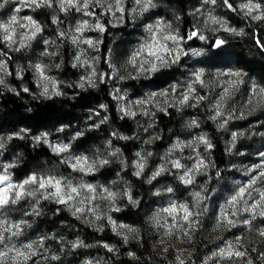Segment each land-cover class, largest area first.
Instances as JSON below:
<instances>
[{"label":"rangeland","instance_id":"rangeland-1","mask_svg":"<svg viewBox=\"0 0 264 264\" xmlns=\"http://www.w3.org/2000/svg\"><path fill=\"white\" fill-rule=\"evenodd\" d=\"M194 1L190 6L191 15L203 31H209L216 37L221 34L236 36L232 31L234 27L220 14L213 0ZM63 2L66 6L60 9L57 0H8L7 3L0 0V4L4 5L0 8V63L7 65V75L0 71V76L4 77L9 87L16 89L13 93L0 85V95L17 94L19 88H27L24 82L26 70H29L30 79L40 93L43 85L48 84L49 92L52 93L49 98L62 96L65 89L74 90L63 84L60 76L58 59L63 50L68 48L69 66L78 78V89L87 87L96 90L98 86L106 85L120 120L134 123L136 145L134 151L129 153L131 160L120 151L117 156L108 157L112 163L98 165L88 172L89 163L101 156H108L116 148L104 143L100 149H77L74 142L81 134L74 128L64 126H50L33 134L24 128H12L14 125L0 129V137L5 139L17 134H30L32 140L47 146L51 151L53 147L63 149L52 152L67 160L73 171L63 175L52 167H44L39 172L41 182L53 177L61 180V191L57 194L60 202H56L55 199L46 200L43 196L35 199L26 197L19 185L25 179L31 180L33 173L17 179L11 172L12 168L7 169L11 176H4L5 179L0 182V196L6 198V202L0 205V220H10L13 224L21 221L25 223L21 225L19 235L3 232L5 240L0 243V264H72L74 258L76 262L73 264H81L85 259L92 261V264H117L93 252L78 256L75 252L85 246L77 241L61 242L53 236L48 237L33 219L38 216L41 205H45L54 209L56 215L67 212L92 231L104 232L108 228L113 235L127 242L136 234V227L117 218L115 214L130 207L137 209L144 195L127 182V174L139 180L145 179L144 184L151 187L145 213L146 233L163 258L172 259L174 264H180L176 259L178 256L184 260V264H195L196 260L202 261L201 264H234L248 258L253 260V264H261L260 258L264 256V237L259 235L264 232V216L260 215L264 211V135H261L264 133V87L246 73L236 70L226 57L218 64L205 62L208 57L205 48L186 45L176 12L168 13L163 8L159 10L154 0H140L139 3L137 0H123L119 8L111 7L114 0ZM235 2L238 7L246 0ZM258 2L264 6V1ZM85 3L87 8L84 7ZM238 10L242 16L253 19ZM97 24L102 26L103 31L96 28ZM37 25L40 27L39 32L35 31ZM5 35L7 40L4 39ZM23 37L30 39L21 45ZM88 40L99 41L98 51L86 43ZM77 57L80 59L77 60ZM93 57H99L98 63L93 61ZM133 59L140 66H145V62L155 64L158 71L148 79H122V76L127 75L126 67H135L131 65ZM38 61L43 62L42 67L34 72L29 65ZM93 71L97 73L96 76L92 75ZM163 75L173 78L165 82ZM45 77L49 79L45 80ZM130 81L143 82V85L139 90L132 91L126 86ZM57 92L61 94L56 95ZM184 97H187L184 103L178 104ZM101 105L105 104L94 105L89 109L88 113L95 119L91 120L89 115L86 122L100 120V124L109 120L106 105ZM203 105L211 123L224 133V145L227 148L228 168L215 187H211L213 165L205 156L212 144L210 148H205V140L209 138L196 118V111ZM168 111L181 113L185 121L180 125L178 137L155 159L153 146L149 147L151 150L146 149L149 143L147 133L155 115ZM129 112L135 115H129ZM10 122L17 123L16 120ZM233 134H236L235 139ZM192 141L196 143L191 144ZM3 151L0 150V165L11 163L10 157L3 156ZM138 151L141 153L139 157L135 155ZM80 156L84 157V163L81 164L84 171L72 167L75 158ZM118 159L123 164L116 162ZM136 163H144L145 166L135 169ZM176 164L180 167H176ZM162 168L164 171L161 172ZM48 170H52V173L49 174ZM136 170L141 171L140 177L132 175ZM4 171L0 167V176ZM102 171H113L107 182L98 177ZM157 172L160 174L152 179L151 184L147 183ZM67 179L72 180L73 186L78 188L76 193L71 194V200L68 199L70 190L63 183ZM80 180L92 185L91 189H80ZM9 183L16 187L10 190ZM169 188L172 191H168ZM42 191L47 194L56 189L46 187ZM125 191L131 199L121 198L120 194ZM17 193L21 198L12 204L11 200ZM26 200L28 208L20 213L18 207ZM133 201L138 203L134 204ZM173 208L174 212L167 211ZM185 209L189 213L187 219H184ZM188 235L192 236L191 241ZM13 244L21 251H24L23 245L32 244L33 249L30 251L35 254L15 260L3 259L6 246ZM54 245L66 254L67 246L70 245L68 248L74 254H67L65 260L45 259V256L58 255ZM102 246L113 252L115 261L121 259L120 253L112 245L103 243ZM94 247L92 244L87 246L88 249ZM239 251H244L245 257L236 256L235 253ZM7 255L14 256L15 249Z\"/></svg>","mask_w":264,"mask_h":264},{"label":"trees","instance_id":"trees-1","mask_svg":"<svg viewBox=\"0 0 264 264\" xmlns=\"http://www.w3.org/2000/svg\"><path fill=\"white\" fill-rule=\"evenodd\" d=\"M154 1L159 10L165 9L168 13L176 12L179 19L178 24L182 30L186 45L191 47L202 46L205 48L208 55L205 58V62H209L208 64H218L226 57L228 58L227 62L231 66H234L236 70L246 73L264 87V20L255 21L249 17L242 16L235 0H213L219 8L220 14L231 23L234 29L237 31L243 30V35L228 36L221 34V36L216 37L209 31H203L193 18L194 16L191 15L190 6L196 1ZM46 21H48V17ZM201 36L204 39H200ZM216 38H221L219 41H223L219 47L216 46V42L218 41ZM67 54H69V51L68 48H65L58 59L61 69V82L66 86L72 87L74 90L65 89V94L52 98L41 96L30 79L29 70H26L24 82L27 83V91L19 88L17 94L3 93L0 95V129L9 128L14 125L12 128L16 126L32 133L48 129L50 126L74 128L81 134L74 142V146L77 149L87 151H90V148L100 149L103 148L104 143L110 141V146L119 148L120 151L127 154V159L131 160L129 153L134 151L136 145L134 123L128 120H120L106 85L98 86L96 90H90L87 87L83 90L78 89V78L70 70ZM163 78L165 82H169L173 76L163 75ZM126 84L130 90L137 91L143 85V82L130 81ZM99 104L106 105L109 120L100 124H98L100 120L86 122L85 120L88 119L89 115L91 120L94 118L93 115L88 113L89 109ZM196 112L197 123L212 142V147L206 151L205 156L213 165L211 187H215L222 177H224L229 164L227 148L224 145L225 136L224 133L217 130L215 124L211 123L204 105ZM79 115L80 118L78 117ZM180 115L181 113L179 114L174 111L160 112L155 115V120L149 128V133H147L148 140L151 143H148L146 147L147 150H151L149 147L153 146V150L156 152L155 159L178 137L180 125H183L182 123L185 121ZM10 120H16L17 123H12ZM20 136L18 134L13 135L7 141L3 151V156L5 158L10 157L11 163H16V159L14 158L18 157V153L21 150L23 151V157H19V160L22 162L11 169L15 178L22 179L32 173L40 172L44 167H52L56 172L63 175L73 172L67 163H63L65 160L62 156L55 155L43 144H37L32 140L30 134L28 136L22 135L23 139H20ZM121 136H127L129 139H121ZM112 174L113 171H102L98 174V177L107 182L112 177ZM125 179L135 187V190L138 189L144 193L141 204L137 209L130 207L125 211L115 214L117 218L136 227V234L127 242L113 235L108 228L104 232L92 231L86 225L72 218L67 212L62 211L56 215L54 209L45 205H41L38 216L33 220L48 237L53 236L57 240H62L61 242L63 240L69 243L77 241L78 244L80 243L85 246V248L80 247L77 253L75 252L80 257L83 256L82 254L93 252L94 255L109 262H117V264H170V262L174 264L172 259L163 258L160 255L153 247L146 233L147 218L145 213L146 205L150 198L148 195L151 192V187L144 184L145 179L139 180L135 177H130L128 174L125 175ZM27 208L28 201L26 200L20 203L18 211L20 213L25 212ZM103 243L112 245L115 251L120 253L121 259L115 261V255L104 248L102 246ZM89 244L95 247L88 249L87 246ZM200 244L202 243L200 242ZM69 246H67V254H74L70 252ZM54 249L58 252L60 259L64 258L65 260L67 254L63 253L55 245ZM129 251L134 252L137 258H128L125 253ZM75 262L74 258L72 264ZM201 262L200 260H196L194 263L201 264ZM59 263L61 262H51V264Z\"/></svg>","mask_w":264,"mask_h":264},{"label":"clouds","instance_id":"clouds-1","mask_svg":"<svg viewBox=\"0 0 264 264\" xmlns=\"http://www.w3.org/2000/svg\"><path fill=\"white\" fill-rule=\"evenodd\" d=\"M7 2H8V0H4V3H7ZM137 2L139 3L140 0H137ZM149 2H150V0H149ZM57 3L59 4L60 9H64L66 6L65 3L63 2V0H57ZM122 4H123V0H114V3L111 5V7L119 8L122 6ZM3 6H4L3 4H0V8H2ZM238 8L241 11H243L245 16H252V18L256 19V20L264 19V6H262L258 2V0H246V2L238 4ZM253 13H255V15H253ZM13 18H15V17H13ZM55 22H56L55 17H53V23H55ZM35 31L36 32L40 31V27L38 25L36 26ZM232 31L236 35H243V30L237 31L235 29H232ZM33 35H35V33H33ZM4 39L7 40V35L4 36ZM27 39H30V37L21 38V41H20L21 45H23L27 41ZM200 39H204V37L201 36ZM89 41H91V43H89ZM75 42H76L75 39H73V43H75ZM86 43L92 45L94 50L98 51L99 41L88 40V41H86ZM42 55H44V54H42ZM79 59L80 58L77 57V60H79ZM92 59L94 62H97V63L99 61V57H93ZM42 64H43L42 61H38L34 64L29 65V67L35 72L42 67ZM131 65H135V67L134 68L131 66L126 67L125 72L127 73V75L122 76L121 77L122 79H132V78L140 79L141 77L148 79L152 73L158 71V67L155 64H148L147 62H145V66H140L136 63V61L134 59L131 61ZM72 66L76 67V64H73ZM163 66L164 65H161L160 67H163ZM56 67H59V66L57 65ZM0 71H3L4 74L7 75V65L0 63ZM96 74L97 73L95 71H93L92 75L96 76ZM239 75H240V73H239ZM44 79L48 80L49 78L45 77ZM50 82L55 83V81H50ZM0 85H3L5 88H8L13 93L16 92V89L14 87H9L5 83L3 76H0ZM83 86H84L83 84L80 85V87H82V88H83ZM93 87H95V85H93ZM24 90L27 91L28 89L26 87H24ZM55 94L60 95L61 93L57 92ZM40 95L44 96L46 98L50 97L52 95V93L49 92L47 83H45L43 85V91L40 93ZM184 100H186L185 97L183 99L179 100L177 103L183 104ZM101 107H105V105H101ZM128 114L129 115H135V113H132V112H129ZM241 135H243V134L241 133ZM261 135H264V133H262ZM19 138L23 139L24 137L21 135ZM120 138L124 139V140L129 139V137H127V136H121ZM235 138H236V134H233V139H235ZM10 139H11V137H8L7 139H5L4 137H0V150L4 149L6 147L7 140H10ZM44 143L47 144L48 143L47 140H45ZM107 143L110 146V141H108ZM149 143H151V141H149ZM190 143L194 144V143H196V141H192ZM204 146H205V148H210L211 147V141L205 140ZM64 150L65 151L67 150V145L64 146ZM52 151L53 152H59L58 148H55V147L52 148ZM118 153H120V149L116 148L115 150L110 151L108 153V156H101V157L97 158L96 160H93L92 163H89L87 165V171L91 172L93 170V168H96L98 165H105V164L112 163V161L108 157H115V156H117ZM0 155H2V153H0ZM135 155L139 157V156H141V153L138 151L135 153ZM149 155H150V153H149ZM19 157H23V151L22 150L18 153V157L14 158V159H16V163H7V164L0 165V167L5 169L3 175L0 177H4V176L10 177L11 176V173L9 171H7V169L18 166V164L20 162H22L19 160ZM116 162L123 164V161L119 160V159ZM63 163H68V161L65 160V161H63ZM82 163H84V157L80 156L78 158H75V162L72 164V167L78 171H84V169L81 167ZM144 166H145L144 163L134 164L135 169H143ZM176 167H180V165L177 166V164H176ZM48 171H49V174L52 173V170H48ZM160 171L162 172V171H164V169L162 168ZM159 174H160L159 172L154 173L152 178H150L147 181V183L151 184L152 179H154L155 176H157ZM39 175H40L39 172H35L32 174L31 180L25 179L23 181V183L19 185V188L21 190H23L24 195L26 197H31L34 199L38 198V196H43V198L46 200L55 199L56 202H60L59 198H57V185H60L61 180H57V179H55V177H53V179H44L41 182L39 180ZM132 175H134L136 177H140L141 171H139V170L133 171ZM63 183H64L65 187L70 190L68 193V199L71 200L72 199L71 194L76 193L78 188L73 186V182L70 179L64 180ZM8 187L11 190L16 186L13 185L12 183H9ZM46 187L55 188L56 191L48 192L47 194H45L42 190L45 189ZM78 187L80 189H83L85 187L91 189L92 185H86L83 180H80ZM60 191H61V189H60ZM168 191H172V189L169 188ZM120 195H121V198L127 197L128 199H131V197L128 195V192H126V191L121 193ZM20 198H21V196L19 195V193H17L16 195L13 196L11 203L16 204ZM133 203L136 204V203H138V201H133ZM0 205H3V203H0ZM34 211H35V209H34ZM73 214H75V213L73 212ZM184 219H185V217H184ZM23 223H25V222L21 221L20 223L13 224L10 220H0V243H4V240H5V237L3 235L4 231L11 232L12 235H19L20 234L19 229L21 228V225ZM229 223H231V221H229ZM243 223L247 224L248 221H244ZM13 229H16V231H13ZM168 234L170 235L171 232H169ZM259 235L261 237H264V232H261ZM191 239H192V236L188 235V240L191 241ZM237 243H240L239 240H237ZM6 247H7V251H6V253L3 254V257H2L3 259H6V260L7 259L15 260L17 258H25L29 254H35L34 252L30 251L33 249L32 244L23 245L24 251H21V249L16 247L14 244L11 246H6ZM14 249H15V255L9 257L7 255V253L13 252ZM237 253H239V255H237ZM125 255L130 259H136L137 258L136 254L132 251L125 253ZM235 255L239 256V257H245L246 254L244 251H239V252H236ZM45 259L59 260L60 256L57 254H53L50 257L45 256ZM176 259L180 261V264H184V260L181 259V257L178 256ZM260 259H261V264H264V256H262ZM81 264H92V261L85 259L81 262ZM170 264H171V262H170ZM234 264H253V260L248 258L244 261H236V262H234Z\"/></svg>","mask_w":264,"mask_h":264},{"label":"snow or ice","instance_id":"snow-or-ice-1","mask_svg":"<svg viewBox=\"0 0 264 264\" xmlns=\"http://www.w3.org/2000/svg\"><path fill=\"white\" fill-rule=\"evenodd\" d=\"M67 3L71 4V3H72V0H67ZM87 6H88L87 3H85V4H84V7L87 8ZM13 19H15V18H13ZM81 27H83V26H81ZM96 28L99 29L100 31H103L102 26L99 25V24L96 25ZM173 39H175V38H173ZM89 43H91V41H89ZM222 43H223V41H219V40H218V41L216 42V46L219 47ZM234 75L239 76V73H234ZM199 78H200V77L197 76V79H198V80H199ZM185 99H187V97H185ZM58 150L61 151V150H63V149H58ZM177 166H179V165L177 164ZM4 179H5V177H0V182H2ZM59 192H60V188H59V185H57V194H58ZM5 202H6V198L3 197V196H0V203H5ZM167 211L174 212L175 209L173 208V209H169V210H167ZM184 211H185V219H187L189 213L187 212V209H185ZM260 215L264 216V211H261V212H260ZM237 255H239V253H237Z\"/></svg>","mask_w":264,"mask_h":264}]
</instances>
